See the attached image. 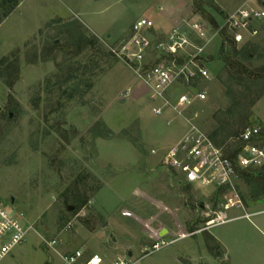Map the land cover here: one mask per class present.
<instances>
[{"label":"rangeland","instance_id":"374dc122","mask_svg":"<svg viewBox=\"0 0 264 264\" xmlns=\"http://www.w3.org/2000/svg\"><path fill=\"white\" fill-rule=\"evenodd\" d=\"M18 2L5 16L0 0V59L18 67L10 83L11 69L0 65V202L23 212L33 229L0 264H61L60 252L79 247L109 257L144 255L138 264H264V213L208 227L219 205L240 201L226 210L235 217L261 209L264 194L244 175L237 197L185 185L163 160L187 119L209 136L215 127L264 130V21L235 42L238 49L251 44L245 66L252 81L227 80L229 46L222 49L223 33L232 39L223 27L227 15L257 9L262 0ZM140 17L153 23L144 32L152 43L175 26L202 25L210 42L199 59L210 78L195 86L206 91L204 100L156 114L162 102L152 100L138 63L122 54ZM157 57L150 52L146 63ZM186 90L173 87L170 103ZM232 138L221 146L229 148ZM68 223L63 243L48 247Z\"/></svg>","mask_w":264,"mask_h":264},{"label":"built area","instance_id":"2783aa9c","mask_svg":"<svg viewBox=\"0 0 264 264\" xmlns=\"http://www.w3.org/2000/svg\"><path fill=\"white\" fill-rule=\"evenodd\" d=\"M261 4L257 9H239L227 15L223 27L228 29L235 42L242 41L245 32H252V22L264 21V0ZM152 27L153 23L148 18H138L132 25V35L122 54L138 63L139 76L149 87L152 100L162 102L155 106L156 114H161L170 105L183 109L204 100L206 91L195 86L198 79L210 78L205 63L199 59L210 42L202 25L192 22L187 23L186 28L175 26L164 40L155 43L144 35ZM152 51L158 54L159 61L149 65L146 60ZM180 83L187 90L177 94L175 105H172L168 93ZM187 121L185 132L163 152L165 165L181 183L197 188L227 189L237 197V182L245 172H264V130L261 126L247 125L230 140L231 146L224 148L217 145L195 119ZM156 153L157 150L153 149L152 154ZM237 203L240 204V201L223 206L224 210L219 205L208 227L238 218L250 219L264 213L263 203L259 210L248 211L243 208L241 215L229 217L227 208ZM70 228L71 224H66L54 238L45 241L46 245L55 250L63 243L62 236ZM30 229H33V224L28 223L23 212H13L0 202V261L26 240ZM157 248L155 242L153 250ZM143 256L134 257L132 252H128L109 257L81 247L60 252L61 264H138Z\"/></svg>","mask_w":264,"mask_h":264},{"label":"trees","instance_id":"16d2710c","mask_svg":"<svg viewBox=\"0 0 264 264\" xmlns=\"http://www.w3.org/2000/svg\"><path fill=\"white\" fill-rule=\"evenodd\" d=\"M18 0H2V6H7L4 11V15H8L18 4ZM223 45L222 49L225 50L226 46H229V51L227 50L228 55L225 58V70L227 72V80L231 83L235 84H243L247 80L252 81L253 73L247 69L245 66L246 60L250 59L251 54V44H245L241 48H237V45L233 39H229L228 36L223 33ZM7 57H3L0 59V65H4L6 70L11 69V75H13V79L10 83H12L18 74V67L14 62H8ZM6 64V65H5ZM12 77V76H11ZM245 121V120H244ZM242 120V124L244 123ZM248 124L243 125L241 130H230L225 129L224 127H215L213 132L210 134V138L219 146H221L222 142L230 137H236L240 134L244 127ZM219 136H222V139H218ZM249 183L255 185V189L257 194H264V172H260L258 175L249 177L248 173L243 174ZM216 246H213L210 250L213 251Z\"/></svg>","mask_w":264,"mask_h":264},{"label":"water","instance_id":"95a60500","mask_svg":"<svg viewBox=\"0 0 264 264\" xmlns=\"http://www.w3.org/2000/svg\"><path fill=\"white\" fill-rule=\"evenodd\" d=\"M1 109H2V107L0 106V111H1ZM11 200H12V202L14 201L13 198H12ZM72 208H73L72 206L69 207V209H72ZM130 253H131V252H129V254H130Z\"/></svg>","mask_w":264,"mask_h":264},{"label":"crops","instance_id":"0c3cea01","mask_svg":"<svg viewBox=\"0 0 264 264\" xmlns=\"http://www.w3.org/2000/svg\"><path fill=\"white\" fill-rule=\"evenodd\" d=\"M235 220V219H234ZM168 232L170 233V230H168ZM225 251H227V246L226 245H223ZM225 254V253H224Z\"/></svg>","mask_w":264,"mask_h":264}]
</instances>
